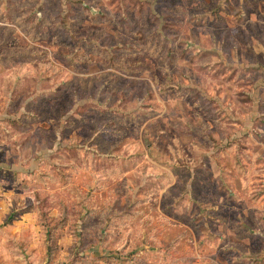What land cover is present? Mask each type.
Masks as SVG:
<instances>
[{"label":"rangeland","instance_id":"374dc122","mask_svg":"<svg viewBox=\"0 0 264 264\" xmlns=\"http://www.w3.org/2000/svg\"><path fill=\"white\" fill-rule=\"evenodd\" d=\"M263 138L264 0H0V264H264Z\"/></svg>","mask_w":264,"mask_h":264},{"label":"crops","instance_id":"0c3cea01","mask_svg":"<svg viewBox=\"0 0 264 264\" xmlns=\"http://www.w3.org/2000/svg\"><path fill=\"white\" fill-rule=\"evenodd\" d=\"M257 155H258V158H259V161H258L259 165L256 168V170H258L259 173H257L256 175H257V180H259L258 181L259 182V187H260V189L261 188L263 189V194H264V144L262 145V152L257 154ZM258 198H257V200H258ZM262 199H264V196H263ZM261 209L262 208L259 207V208L256 209V211H259ZM261 212H264V210L261 211Z\"/></svg>","mask_w":264,"mask_h":264},{"label":"trees","instance_id":"16d2710c","mask_svg":"<svg viewBox=\"0 0 264 264\" xmlns=\"http://www.w3.org/2000/svg\"><path fill=\"white\" fill-rule=\"evenodd\" d=\"M49 254V253H48Z\"/></svg>","mask_w":264,"mask_h":264}]
</instances>
